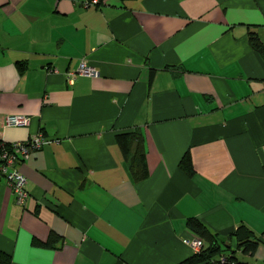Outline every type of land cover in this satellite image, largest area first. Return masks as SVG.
I'll list each match as a JSON object with an SVG mask.
<instances>
[{
	"label": "crops",
	"instance_id": "1",
	"mask_svg": "<svg viewBox=\"0 0 264 264\" xmlns=\"http://www.w3.org/2000/svg\"><path fill=\"white\" fill-rule=\"evenodd\" d=\"M84 1L0 0V143L46 139L14 166L22 205L0 179V252L178 264L194 254L193 218L219 247L210 261L264 264V0ZM81 61L97 76L66 82Z\"/></svg>",
	"mask_w": 264,
	"mask_h": 264
},
{
	"label": "built area",
	"instance_id": "2",
	"mask_svg": "<svg viewBox=\"0 0 264 264\" xmlns=\"http://www.w3.org/2000/svg\"><path fill=\"white\" fill-rule=\"evenodd\" d=\"M100 0H86L83 6H98ZM76 76L95 77L97 72L85 61H81L73 72L65 74L66 82L70 83ZM28 123V119L19 116H8L5 118V124L14 127H23ZM46 143V139L41 135H36L21 143H12L7 146L0 143V179L3 180L11 191L13 202L17 205H22L28 194L25 189L26 179L16 169L15 164L23 161L32 152L39 150ZM183 243L190 246L194 253H198L202 247L200 240L192 238L183 240ZM208 264H231L224 258H219L217 261H209Z\"/></svg>",
	"mask_w": 264,
	"mask_h": 264
},
{
	"label": "trees",
	"instance_id": "3",
	"mask_svg": "<svg viewBox=\"0 0 264 264\" xmlns=\"http://www.w3.org/2000/svg\"><path fill=\"white\" fill-rule=\"evenodd\" d=\"M250 42L254 48H258L256 39H250ZM134 139L135 136L132 133H124L115 136V141L121 151L123 160L128 163L129 169L132 171L136 170V173L138 174L137 179H144L147 175V171L145 168L144 154L141 148H137L135 154L129 159V146ZM178 167L185 174H190L192 172L191 163L187 153L181 157ZM185 225L192 233L194 238L203 242V247H201L198 253H194L191 257L181 261L178 264H208L211 258L219 253V247L215 243L214 238L210 237L204 227L193 218L187 219ZM241 245H244V251L251 252L255 248L256 242L246 241L241 243ZM226 260L230 262V259ZM0 264H10L9 257L2 252H0Z\"/></svg>",
	"mask_w": 264,
	"mask_h": 264
}]
</instances>
